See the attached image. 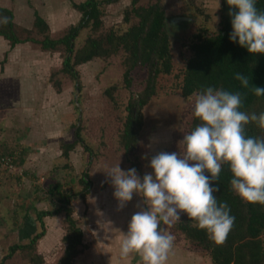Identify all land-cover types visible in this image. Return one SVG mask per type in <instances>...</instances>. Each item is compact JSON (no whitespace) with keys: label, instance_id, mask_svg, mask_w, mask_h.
<instances>
[{"label":"rangeland","instance_id":"1","mask_svg":"<svg viewBox=\"0 0 264 264\" xmlns=\"http://www.w3.org/2000/svg\"><path fill=\"white\" fill-rule=\"evenodd\" d=\"M63 1V8L53 7L63 21L50 20L51 39L66 35L71 27L79 25L81 13L74 5L86 0ZM96 1L100 25L80 28L73 40V54L82 50L89 38L103 39L111 32L119 35L137 23L131 13L132 0ZM157 2L166 16L172 70L155 79L154 93L142 107L141 126L131 151L123 146L126 107L131 96L143 94L147 86L145 67L132 69L126 84L124 60L127 55L122 49L78 64L72 57L70 64L75 77L63 71V60L70 55L65 47L45 54L47 67L41 66L37 71L38 84L32 86L36 91L31 90L34 97L22 103L29 114L16 119L28 121L22 131L33 129L36 136L42 135L39 130L42 123L46 124V118L51 120L47 129L54 139L48 147L50 161L36 165V155L24 157L23 150L17 148L13 153L15 160L28 161L24 170L18 164L16 171L0 169V264H59L66 247L62 241L68 232L66 213L45 216L42 225L37 221V214L56 211L63 195H69L70 215L82 232L81 253L73 259V264H141L138 253L120 255V237L121 233H127L132 215L147 210V206L142 196L134 194L132 200L121 207L105 171L119 163L124 171L136 168L143 178L145 173H152V156L161 151L180 152L179 142L191 131L193 117L188 100L192 95L182 97L180 92L185 63L191 56L189 45L197 33L213 35L220 26V0H138L135 6ZM126 13L129 21L124 19ZM174 18L185 19L173 21ZM23 34V37L27 35ZM77 128L89 151L74 143L64 157L63 146L74 142ZM2 132L5 133L0 136H5L7 129ZM84 175L89 190L82 195ZM174 223L160 225L161 231L175 237L171 249L175 254H171L166 264H211L205 251L191 248L181 234L173 231ZM41 231L43 236L33 246L8 254L10 247L29 244Z\"/></svg>","mask_w":264,"mask_h":264},{"label":"trees","instance_id":"2","mask_svg":"<svg viewBox=\"0 0 264 264\" xmlns=\"http://www.w3.org/2000/svg\"><path fill=\"white\" fill-rule=\"evenodd\" d=\"M138 0L131 1V13L137 19V23L131 25L122 34L109 33L102 39L89 38L82 50L73 54V40L80 28L91 24L94 28L100 25L99 4L96 0H86L74 5L81 13L78 26L71 27L66 35L58 39H51L49 29L41 17L35 13V36H30L31 31L17 29L13 22L12 13L0 8V35L9 41L10 46L30 41L39 46L43 51H58L59 47H65L70 53L63 60V71L74 75L70 64L72 57L75 64L89 61L91 58L114 53L122 49L127 57L124 60V80L128 84V76L136 66H143L147 72V86L143 94L131 96L126 107L127 117L123 130V146L126 151H131L137 140L141 126V111L154 93V81L160 74H169L172 70L170 35L166 28V16L161 5L157 3L147 6H135ZM257 7L264 10V0H257ZM230 8L227 0H220V23L216 34L204 35L197 33L192 37L189 45L191 56L187 59L183 71V79L180 87L182 97H188L195 92H201L207 87L223 89L230 92L239 91L243 97L241 110L248 113L264 112V96L256 97L252 92V85L264 87V55L250 54L237 42L229 38L232 32ZM232 11H235L232 9ZM8 22L3 23V18ZM125 21H129L126 13ZM23 32L26 33L23 37ZM41 38H38V37ZM104 43V44H103ZM107 45V47H103ZM242 73L249 79V87L243 88L235 79L236 73ZM200 121L192 117L191 130ZM74 142L63 146L64 157L67 151L75 144H80L89 151L79 135V128L75 130ZM246 135L264 139V130L255 123L246 126ZM90 153V152H89ZM9 154H13L10 153ZM210 175V174H209ZM232 174L227 164L222 166L219 178L213 182V187H218L215 193L218 203L227 202L231 209V215L235 217L234 225L223 243H216L209 238L204 230L194 227L195 221L181 213V220L173 224V231L183 236L188 246L193 249L205 251L211 259V264H263L264 263V205L249 204L240 199L230 186ZM81 181L84 189L80 193L87 194L89 182L84 175ZM55 186V190L58 189ZM60 207L53 212L42 211L37 214V221L42 225V218L53 216L64 211L67 224V234L62 238L66 245L64 254L59 264H73V259L81 253L82 232L75 220L71 217L68 207L70 197L63 195L59 198ZM43 232L36 234L27 245H15L10 247L9 255L18 249L28 248L34 245L43 236Z\"/></svg>","mask_w":264,"mask_h":264},{"label":"clouds","instance_id":"3","mask_svg":"<svg viewBox=\"0 0 264 264\" xmlns=\"http://www.w3.org/2000/svg\"><path fill=\"white\" fill-rule=\"evenodd\" d=\"M227 4L230 40L238 41L250 54L264 55V10L257 7V0H227ZM235 79L243 88L249 87L242 73H236ZM252 92L262 97L264 87L252 85ZM188 100L200 123L184 134L179 153L161 151L152 156V173L143 178L136 168L124 171L119 163L105 171L121 207L134 194L142 196L147 206L132 215L127 233H121L120 255L138 253L141 264H166L175 237L161 231L160 225L181 220V213L216 243L226 240L235 217L227 202L218 203L219 188L213 187L225 164L232 174V191L246 203L264 205V139L246 135L249 123L264 130V112L241 110L244 101L239 91L207 87Z\"/></svg>","mask_w":264,"mask_h":264},{"label":"crops","instance_id":"4","mask_svg":"<svg viewBox=\"0 0 264 264\" xmlns=\"http://www.w3.org/2000/svg\"><path fill=\"white\" fill-rule=\"evenodd\" d=\"M55 5L63 8L64 1L0 0V8L9 10L12 13L14 26L17 29L31 31L30 36H35V13L43 19L49 29L50 20H55L56 18L57 20L60 19V22L63 21L60 14L57 15L55 13L53 9ZM47 53H50V51H43L39 46L30 41L11 47L9 41L0 35V133H5L2 131L7 129V134L9 135L0 136V153H14V150L21 148L23 150V152L21 151V155L24 157L33 158L36 155V165L42 161H50L49 156L51 154L48 147L52 145L51 142L54 139H51L50 136L52 134H48L47 129L49 128L48 124H50L51 120L48 121L46 118V124L42 123L41 130H39L42 131V135L37 134V137L33 129H23L24 132L22 131L23 124L26 127L28 121L24 119L19 121V118L24 113V118L29 114L24 111L25 108H22V103L32 101L34 94L31 90L36 91L32 86L38 84V69H42L43 66H45L44 68L47 67V56L45 55ZM17 117L19 118L16 119ZM26 132H30V134L28 133V135ZM59 139L61 140V137ZM14 162L20 166L21 170L25 164H28V161L22 162V160L21 162L15 160ZM126 228L128 229V227ZM121 239L122 236L120 237ZM171 254L174 255L175 252L170 250L167 260H170Z\"/></svg>","mask_w":264,"mask_h":264},{"label":"built area","instance_id":"5","mask_svg":"<svg viewBox=\"0 0 264 264\" xmlns=\"http://www.w3.org/2000/svg\"><path fill=\"white\" fill-rule=\"evenodd\" d=\"M15 157L12 154H1L0 153V169L4 171H16Z\"/></svg>","mask_w":264,"mask_h":264},{"label":"water","instance_id":"6","mask_svg":"<svg viewBox=\"0 0 264 264\" xmlns=\"http://www.w3.org/2000/svg\"><path fill=\"white\" fill-rule=\"evenodd\" d=\"M183 19H185V18H174V19H172L173 21H177V20H183Z\"/></svg>","mask_w":264,"mask_h":264}]
</instances>
